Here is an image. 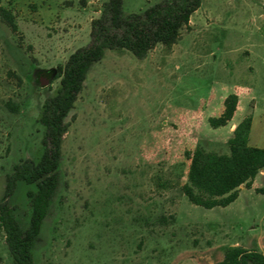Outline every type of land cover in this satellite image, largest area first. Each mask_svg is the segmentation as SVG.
<instances>
[{"label":"rangeland","instance_id":"rangeland-1","mask_svg":"<svg viewBox=\"0 0 264 264\" xmlns=\"http://www.w3.org/2000/svg\"><path fill=\"white\" fill-rule=\"evenodd\" d=\"M160 1L122 0L123 10ZM106 2L2 0L14 28L0 16V202L13 167L42 153L39 117L59 80L37 86L34 72L86 47ZM234 92L236 120L252 121L248 145L264 149V0H202L176 44L141 60L106 50L67 117L33 264H215L227 246L264 229V192L244 189L213 209L183 195L196 148L229 153L230 126L214 129L208 119ZM254 184L264 189V177ZM33 189L18 182L7 199L22 228ZM0 264H13L1 229Z\"/></svg>","mask_w":264,"mask_h":264},{"label":"trees","instance_id":"trees-1","mask_svg":"<svg viewBox=\"0 0 264 264\" xmlns=\"http://www.w3.org/2000/svg\"><path fill=\"white\" fill-rule=\"evenodd\" d=\"M2 16L12 28L13 17L1 6ZM202 0H162L137 13H126L122 0H108L100 16L90 25V42L71 54L63 66L45 71L36 70L33 82L43 86L40 76L59 80V88L42 106L39 123L43 128L42 153L38 160H24L13 167L6 178L0 202V229L13 264H33L32 249L58 186L63 136L68 131L67 117L74 107L90 69L104 57L106 50H125L135 58L144 59L158 44L170 48L178 42L181 31L188 27L190 17ZM238 97L228 95L219 117L208 123L214 129L226 126L236 111ZM251 118H244L228 140L229 153L216 154L196 148L191 155L183 195L193 205L205 209L227 207L238 197L240 186L250 187L264 169V149L248 145ZM33 186L27 191L30 203L28 226L22 228L14 208L7 199L17 183ZM217 264H264V254L230 247Z\"/></svg>","mask_w":264,"mask_h":264},{"label":"crops","instance_id":"crops-1","mask_svg":"<svg viewBox=\"0 0 264 264\" xmlns=\"http://www.w3.org/2000/svg\"><path fill=\"white\" fill-rule=\"evenodd\" d=\"M234 94L237 95V97H238V105H237L236 111H235V113L233 115V118L227 124L228 126H230V130L232 132L235 129V127L244 118H246V116H241L239 119L236 120V115H237V112L239 110V104H240V102H239V94L237 92H234ZM222 111H223V104H222L220 110L218 111L216 117H219L221 115ZM195 112H197V111H195ZM257 176L264 177V169L261 170L259 172V174H257ZM244 187L245 188H242V186L239 187V189H238V197H239V194L241 193V191L244 190V189H250V190H253V191L259 190V192H264V189L263 188H260V187L255 186L254 180H253V182H252V184H251V186L249 188L246 187V186H244ZM238 197H237V199H238ZM263 215H264V213H263ZM227 247H229V248L230 247H241V248H243V249H245L247 251H256V252H259V253L264 254V251L261 250V247H264V229L250 230V232H247L245 234V236H244L243 239H239L234 244H230ZM223 257H224V254L220 257V260H218L217 262H215V264H217L218 262L222 261L223 260Z\"/></svg>","mask_w":264,"mask_h":264},{"label":"water","instance_id":"water-1","mask_svg":"<svg viewBox=\"0 0 264 264\" xmlns=\"http://www.w3.org/2000/svg\"><path fill=\"white\" fill-rule=\"evenodd\" d=\"M40 81H41L42 85H47L50 82V78L45 76V75H41L40 76Z\"/></svg>","mask_w":264,"mask_h":264}]
</instances>
